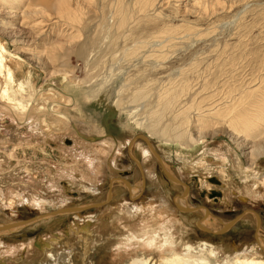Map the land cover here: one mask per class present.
Here are the masks:
<instances>
[{"label":"rangeland","instance_id":"obj_1","mask_svg":"<svg viewBox=\"0 0 264 264\" xmlns=\"http://www.w3.org/2000/svg\"><path fill=\"white\" fill-rule=\"evenodd\" d=\"M160 1L151 11V18L143 17L144 20L137 13L138 16H134L136 22L133 18L131 25H127L129 28L126 26L120 32L115 26L116 17L113 16L117 9L116 0H92L90 7L84 0H67L71 4L78 3L75 20L60 9L58 0H28L15 9L0 2V8L5 11L35 9L14 17L19 23L10 25L8 30L12 32L16 28L14 33L0 31V38L6 41L7 50L14 54L6 55L9 57L7 62L13 65L16 80L10 93H17L20 83L25 85V91L16 94V98L24 101V110L13 106L14 102L8 104L0 95V192L8 196L25 197L27 207L20 205L22 209L17 219H34L52 209L97 202L108 191L113 176L132 171L131 158L127 153L131 142L140 134L148 135V117H151L148 112L155 108L158 94L172 85V90H182L183 95L179 93L180 99L174 101L176 104L173 102L176 108L172 105L169 112L163 114L165 120L162 121H170L177 112L187 114L191 123L188 129L204 131L207 137L205 145L210 151L205 154L203 144L184 147L179 143L166 142L158 134L149 136L154 150L179 167L185 163L187 171L184 179L190 182V197L194 204H205L228 220L237 218L248 207L253 208L262 215L264 224L263 198L259 200L249 196L246 202L233 194L232 206L221 199L211 201L215 197L214 193L206 191V184H201L195 178L198 174L195 172L197 161L203 154L217 160V153L228 155L235 150L238 160L243 162L246 160L244 153L250 149L238 146L237 141L242 139V135L250 140L256 136L246 135L247 131L235 130L234 127L232 129L230 117L233 115H229L227 110L242 100L256 104V100L259 102V99L264 98V0ZM125 2L132 4L131 0ZM3 16L6 17L3 19L5 22L14 20L8 13ZM37 23L40 24L38 29L33 27ZM136 24L139 27L136 28ZM166 30H169L168 33H165ZM129 32L131 37L128 36L127 40L125 35ZM37 34L40 37L32 47L36 45L41 50L40 46L45 43L50 50L48 53H54L53 57H57L52 62L58 69H68V73L48 78L45 66L30 60L31 56L23 49L29 48L32 36ZM162 41L166 42L163 51ZM38 42H42L41 45ZM110 48L114 49L111 51L114 58L109 52ZM103 52L107 54V59ZM15 54L20 55L21 60ZM7 84L11 87L5 77H0V93ZM139 87L146 92V100L141 97L143 104L140 98L137 103L133 99ZM146 101L152 103L149 108ZM40 107L46 113H41ZM171 109L174 111L170 112ZM44 118L47 119V125L44 124ZM46 130L51 131L53 136L45 138ZM110 143L114 145L115 153H118L116 148H123L120 149L123 155L118 153L119 167H115V174L108 169L106 173L99 174L100 180L95 182L88 177L81 179L80 174L85 170L89 172V169L91 176L95 177L93 164L85 157L90 155L88 151L105 152ZM122 164L125 167L128 165L126 169H130L124 171ZM242 164L236 167L235 174L246 169ZM129 174L126 178L134 182V173ZM214 183V186L223 185L218 180ZM151 188L149 194L158 191ZM174 192L173 188L168 190L170 196ZM207 192H210L211 197L206 196ZM67 194L72 196V200L64 199ZM122 196H114L112 202L105 206V212H98L102 213L100 222L89 219L86 223L91 225L84 226L87 229L84 232L85 239L90 245L86 256L88 251H96L97 264H126L127 259L120 258L118 254L123 253V250L116 253L114 247L101 246L100 242L102 238L109 237L111 232H116L120 224L126 223L135 228L140 220L143 221L137 216L132 220L124 210H117ZM26 198L31 203L28 204ZM7 211L0 200V220L10 218ZM67 216L41 220L37 225L26 227L22 233L7 238L5 244L9 242L16 248L5 254L0 249V264H53L52 261L62 251L58 242L52 240L51 243L42 244L38 254L27 244L31 240L34 242L41 234L52 232V229L54 233L60 232L69 220ZM244 223L219 241L243 242L244 235L249 236L255 229L251 223ZM27 239H30L28 243ZM66 257L65 260L60 257L57 264L80 262L69 252ZM159 262L162 264V260L159 259Z\"/></svg>","mask_w":264,"mask_h":264},{"label":"bare ground","instance_id":"obj_2","mask_svg":"<svg viewBox=\"0 0 264 264\" xmlns=\"http://www.w3.org/2000/svg\"><path fill=\"white\" fill-rule=\"evenodd\" d=\"M1 1L4 2V5L9 7L12 6V8L15 9L16 7L20 8V6L28 0H0V2ZM116 2L117 9L114 11L113 16L116 17L115 26L120 32L127 25H131L130 23L134 16H138L137 13H140L142 19H144L143 17L148 19L151 18V11L154 10L155 6L161 1L131 0V5H128L129 3L127 4L125 0H116ZM84 3L87 4L88 7L93 4L92 0H84ZM58 4L62 11L68 15H71L69 17H71L72 20H75L76 16L74 13L78 9V3L74 2V4H71L68 3L67 0H58ZM212 4L213 3H211V5ZM202 6L204 5L202 4ZM205 8L206 7H204V9ZM13 9L11 11H5V9L0 8V27L2 28L4 26L2 29L0 28L1 32L7 31L8 33H14L17 30L16 28H14L12 32L8 31L11 26L19 23L16 18L14 19V17L28 14L32 10H35L34 8L31 10H29L30 8H25V10L21 12V10ZM4 13H8L9 16L14 20H8V22H5V20H3L6 18L3 16ZM138 25L136 28L139 27ZM33 27L40 28V24L37 23ZM131 27H133V25ZM169 29H174V27H169ZM168 31L169 30H166L165 33H168ZM39 35L37 34L32 36V41L29 45V48L23 49L26 51V53L28 52L29 56H31L30 60H34L35 63L42 65L43 67L45 66V71L47 72L48 78L58 77L68 73V69H58L52 62L54 60L56 61L57 57H53V52V54L48 53L50 50L46 48L45 43L41 42L43 44L40 46L41 50L37 49L36 45L32 47V44L35 43L40 37ZM125 36L126 39L128 36L131 37L130 32ZM162 42L164 45L162 44L161 49L166 44L165 41ZM41 43L39 44L41 45ZM116 45H119V43ZM158 49L161 50L160 47ZM112 50L114 51V49ZM112 50L110 48L109 52L111 53ZM105 52H103L104 55ZM110 53H108V55ZM7 54L14 55L10 53L9 50H7L6 41L0 38V77L1 79L5 77V79L11 83V87L7 84L0 95L3 97V99H5V102L7 101L8 104H13L14 102L13 106L17 105L19 109L24 110V101H22V99L16 98V94H21V92L25 91L24 83L19 84L17 93H10V88L14 87L16 80L13 65H10L7 62ZM106 55L104 58H106ZM114 55L117 56L116 53ZM15 56L17 59H20V55L17 56V54H15ZM46 57L47 60L45 62ZM112 58H114L113 54ZM174 86L176 88L178 87L176 85ZM187 86L189 87V84ZM171 87L172 85L169 89L165 88L160 94H158L159 98L155 104V108H152L153 110L148 112V114L151 115V117L149 116L150 118L148 117L150 120H148L150 122V126L148 127V135L140 134L131 142V147H129V152L127 153L131 158L132 171L121 173L119 171V175L113 176L111 181H109L110 186L108 191H105L102 197L100 196V198H98L97 202L86 203L79 206L67 205V207L64 209H52L51 211L39 215L34 219L21 220L17 219V217L22 209L20 205H25L27 207L24 200L25 197L11 195L8 196V194L0 192V200L3 202L4 208L8 209L7 213L10 216V218L7 220H0V249L1 251L3 250V254H5V252L8 253L9 250H15L16 248L14 245L11 246L9 242L5 244V240L7 238H12L14 235L22 233V230H24L26 227L34 224L37 225L41 220L52 219L56 216L58 217L68 215L66 219L69 220L67 223H65L60 232L54 233V230L52 229V232L43 235L41 234L36 240L33 239L35 240L34 242L31 240L27 246H31L34 253L38 254V252L41 250L42 244H48L50 241L54 240L61 245L62 251L58 256H56L55 260L52 261L53 264H57L60 261V257L61 260H65L67 258L66 256L68 252L71 253V255L74 256L76 260L77 258L80 260V262L77 260V264H97L98 258L96 251L95 253H89L88 251V256H86V250L88 248L89 241L85 239L86 237L84 232H86L87 229L84 226L86 224H89V226L91 225V223H86L89 219H96L100 222V214L105 212V206L112 202L114 196L119 197L120 195H123L121 200L119 199L121 202L117 210H124L126 213H128V217L132 220L137 216L138 219L143 218V221L140 220L138 227L135 228L129 224L126 225V223H123L122 225L120 224V226L117 227L118 230L116 232H111L110 236L106 237V239L102 238V242H100L102 245H100L104 247L106 245L108 247H114L116 249V253H118L120 250H123V253L119 252L118 254L120 255V258L127 259L126 264H161L160 262L158 263L159 259L162 260V264H264V224L262 215L258 213L257 210L248 207L245 209V212L237 218L228 220L222 214H216L210 209L209 206L205 204L203 206L194 204L192 198L190 197V182H185L186 180L184 179L185 170L187 171V167L184 166L185 163H183L182 167H179L172 161L170 162L168 159L166 160L160 152L154 150L152 138L149 136L158 134L162 140L166 142L179 143L184 147H194L203 144L205 149L204 153L206 154L207 151H210L208 145H205L207 137L205 136L204 131L200 132L197 129L196 131L195 129L194 131H191L188 129L189 124L191 123H189L190 116L188 118L187 114L181 115L177 112V115L175 114L176 116H174L170 121L169 119L164 122L162 121L165 120L163 119V114L166 113V111L169 112L168 110L173 107L172 105H174L175 100L178 101V99H180L178 98L180 97L178 96L179 93L183 95L182 90L181 92H179V90L174 91ZM185 90H183V92H185ZM145 94V89L139 87V90L137 89L136 93L133 95L134 101L137 103V100L140 98V101L142 102L141 97L145 98ZM148 95L151 94L149 93ZM148 95H146L147 98ZM22 97L23 99L25 98L24 95H22ZM245 101H239V103L230 106L227 111L229 115H233L230 117L232 129L234 127L235 130L239 129L241 131H247L248 134L246 135L256 134L252 140L242 135V139L237 141V144H239L238 146H245L246 148L250 149L244 153L246 160L243 162H241V160L239 161L236 153L237 151L235 150H233L234 153L231 152L228 155H219L217 153L215 155L217 160L209 159V157L203 154L202 157L197 161V167L195 168V172L198 173L196 176L194 175L195 178H197L201 184H206V191L210 190L215 195L211 201L221 199L224 202L227 201L229 206H232L231 202L234 199V195H237L236 197H239L240 201L246 202L249 200V196L255 197L259 200L261 198L264 199V98L259 99V102L256 100L258 103L256 101L254 103L257 105L253 104L252 101V103ZM146 102L148 104L147 107H150L151 102ZM171 110L170 112L174 111ZM188 110L187 112H189ZM41 113L44 114L46 112L42 110ZM167 118H171V116H168ZM44 124L47 125L46 118H44ZM193 132L195 134H192ZM44 134L46 135L45 138H50L53 136L51 131L49 132L47 130L44 132ZM48 142H52V140H49ZM108 146L109 147L105 152L98 150L88 151L87 154L90 155H85V157L88 159L90 164H93L92 168L95 171V177L91 176V169H89V172L85 170L80 174L81 179H87L88 177V179H90L92 182H95L99 179V174H102V172L106 173L108 169H110L111 173L115 174L114 169H116L115 167L118 166V153H120L119 155H123V152L120 151V149L123 148H116L118 149V153H115L114 145H111L110 143ZM240 163H243L242 165L245 166L246 169H244L242 173L235 174L236 167L241 166ZM123 167L125 168L124 171L130 169H126L125 165H123ZM132 172L136 177L134 182H131L126 178L130 175L129 173ZM217 180L218 182L221 181L223 185L220 187L218 185L214 186V181L217 182ZM151 187H154L156 191H158L154 194H149L148 191L152 189ZM172 188L175 190V192L174 195L172 194V196H170L168 194V190H172ZM206 196L211 197L210 192H207ZM71 198L72 196L70 194L64 195L65 200H72ZM26 200L28 204L31 203L29 198H26ZM91 209H97V211ZM98 212L102 213L98 214ZM70 213L73 215H69ZM123 219L124 217L122 220ZM248 222L251 223L252 228L255 229H253L251 232L252 235H244L245 238L243 239V242L239 243L238 241H219L220 238H224V235L227 236L226 234H229L233 231V229L238 228L240 224H248ZM29 240L27 239V241H25L28 243ZM71 241L74 242L70 245ZM62 243L65 245L63 246ZM18 248H20V246H18ZM5 249L7 251H4ZM122 264H124V262H122Z\"/></svg>","mask_w":264,"mask_h":264}]
</instances>
